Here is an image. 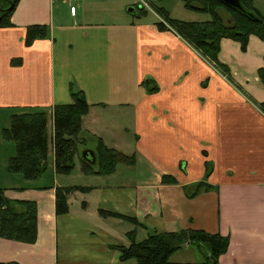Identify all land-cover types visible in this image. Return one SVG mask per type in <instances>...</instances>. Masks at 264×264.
<instances>
[{
    "label": "crops",
    "instance_id": "1",
    "mask_svg": "<svg viewBox=\"0 0 264 264\" xmlns=\"http://www.w3.org/2000/svg\"><path fill=\"white\" fill-rule=\"evenodd\" d=\"M253 4L264 11V0ZM119 7L118 0H20L12 26L0 28V112L49 110L43 182H25L7 171L8 162L0 163L6 196L38 205L37 242L0 238V262L120 264L118 247L131 244L134 230L143 241L139 237L193 229L230 239L219 264H264V113L175 31H160L163 20L154 11V22H120ZM35 25L49 26L51 39L26 47ZM219 60L244 93L264 103L258 76L263 41L251 36L243 52L238 42L224 39ZM148 78L158 92L141 87ZM71 83L90 105L83 129L134 156L136 164L128 168L143 165L148 174L119 165L110 176L85 175L78 159L72 174H56L52 109L72 103ZM128 110L134 113V143L129 128L108 118ZM206 161L213 164L208 182L215 189L189 199L183 187L204 179ZM164 176L178 184L164 185ZM56 187L90 191L70 195L69 214L58 216ZM101 211L136 218L140 226Z\"/></svg>",
    "mask_w": 264,
    "mask_h": 264
},
{
    "label": "trees",
    "instance_id": "2",
    "mask_svg": "<svg viewBox=\"0 0 264 264\" xmlns=\"http://www.w3.org/2000/svg\"><path fill=\"white\" fill-rule=\"evenodd\" d=\"M13 8L7 0H0V28L11 27V17L20 0H11ZM186 9L205 12L211 15L206 22H186L173 19L169 13L156 8L154 12L163 20L157 22L160 31L172 29L183 40L190 44L196 52L220 71L226 80L239 89L246 98L264 113V103H258L250 98L235 84L230 69L219 60L221 43L224 39L238 42L243 52L247 51L251 36H256L264 42V17L254 6V0H242L247 14L228 8L218 0H183ZM147 11L143 9L142 14ZM255 16V21L249 16ZM51 39V29L47 25H35L28 28L25 45L30 47L37 40ZM16 62V61H15ZM19 60L17 64H21ZM258 76L264 85V67L259 69ZM148 94H154L159 88L152 80H145L141 84ZM72 103L56 105L52 110L54 120V162L58 175H70L76 169V159L81 162L85 175L110 176L116 172L119 165L136 164L135 157H128L121 152L108 148L104 142L82 127L83 117L88 114L90 105L84 91L78 89L74 83L69 87ZM49 110L45 109H16L10 115V126L2 131L4 140L12 142L15 155L8 161L7 171L20 174L25 182L38 181L49 170ZM93 143V144H92ZM91 149L95 153L96 163H88L83 152ZM207 157V153H204ZM205 179L213 174V164L205 162ZM33 183V182H32ZM164 185H177L172 177H163ZM51 187H45V191ZM201 190L210 192L215 189L204 182L183 187L187 197L194 199ZM22 189H26L25 187ZM90 189L81 187H56V214L67 215L70 212L68 197L76 192L87 193ZM6 189L0 187V238L34 245L38 240V205L34 201L12 200L6 194ZM104 217L124 219L136 226L140 223L136 218L125 217L111 212L101 211ZM131 244L128 247L119 246L120 264H219L220 256L227 253L230 239L221 234H210L204 230H181L179 232L154 233L143 241H137L136 231L128 233ZM203 244L206 247L205 261L200 263H174L173 255L192 244ZM0 264H19L17 262H0Z\"/></svg>",
    "mask_w": 264,
    "mask_h": 264
},
{
    "label": "rangeland",
    "instance_id": "3",
    "mask_svg": "<svg viewBox=\"0 0 264 264\" xmlns=\"http://www.w3.org/2000/svg\"><path fill=\"white\" fill-rule=\"evenodd\" d=\"M118 1H119V6H120L118 10L120 22H124L127 20L136 21L137 19H140V18H142V20H144L145 22H154L157 19L156 14L153 12L154 9L156 8H162L166 10L169 14H171V18L173 19L183 20L186 22H206V21L211 20V15L209 13L196 12V11H191V10L186 9L184 6L183 0H118ZM114 8H116V6H114ZM130 9H134V13H129ZM143 9L147 11L146 14H142ZM258 12L264 17V11L261 10ZM103 22H109V21L106 20ZM146 80H152V79L148 78ZM141 87H143L146 90L144 86L141 85ZM129 114H131L132 116L131 121L128 120ZM108 118L113 122L114 125H120L123 127L124 130L129 128L132 132L131 133L132 142L133 143L135 142L136 135L133 133L134 113L132 111L128 110L126 113H116V112L108 113ZM108 118L107 117L105 118L106 122L109 121ZM9 126H10V115L8 114V112H0V163L8 162L11 156V152H12V148L10 147H14L12 142L4 140L2 137V131L5 128H9ZM128 152H131V151H128ZM184 163L185 162H183V165ZM77 165H80V164L78 163ZM183 165H182V168H183ZM131 166L132 165L121 166V167H126L125 169H127V171H129L130 174L132 173L148 174L147 168L143 165H137L133 170L128 168ZM20 177L22 176L20 175ZM209 178L205 179L204 177V179L201 182H204L206 185L210 186L211 184L208 182ZM31 182L39 184L40 182H43V181L38 180V181H31ZM193 191H195V193H199L198 195L200 196L201 195L203 196L204 195L203 193L209 192V191L206 192L204 189L201 190L200 192H197V188L190 192H193ZM139 239L144 240L140 237ZM205 252H206L205 245L195 243V244H192V246H190L189 248H185L177 252V254L175 255V258H172L171 261L178 262V263L204 262Z\"/></svg>",
    "mask_w": 264,
    "mask_h": 264
},
{
    "label": "water",
    "instance_id": "4",
    "mask_svg": "<svg viewBox=\"0 0 264 264\" xmlns=\"http://www.w3.org/2000/svg\"><path fill=\"white\" fill-rule=\"evenodd\" d=\"M220 3H222L224 6L228 8H232L234 10H237L243 14H247L245 11V8L242 5V0H218ZM8 4L10 5L9 9L13 8V2L11 0H7ZM0 11H4L3 9H0ZM129 13H134V9H130ZM250 18H253L255 21H258L259 19L255 16H249ZM83 157L87 160L88 163L95 164L96 158L95 153L91 149H87L83 152Z\"/></svg>",
    "mask_w": 264,
    "mask_h": 264
}]
</instances>
